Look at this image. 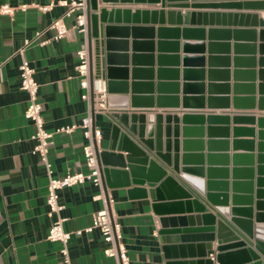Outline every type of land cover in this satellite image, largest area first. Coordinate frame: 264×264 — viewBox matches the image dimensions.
Segmentation results:
<instances>
[{
    "label": "crops",
    "instance_id": "1",
    "mask_svg": "<svg viewBox=\"0 0 264 264\" xmlns=\"http://www.w3.org/2000/svg\"><path fill=\"white\" fill-rule=\"evenodd\" d=\"M58 1L0 0V6L5 3L15 7L27 4L25 9L16 8L12 15L0 13V264H65L60 253L61 243L46 238L51 223L45 203L48 178L39 156L32 151L35 141L31 136L35 128L32 122L24 117L27 97L19 87L18 69L22 60H25L34 70L47 130L54 131L60 126L80 121L86 110V102L80 97L83 90L77 73L76 52L81 48L87 50L86 37L71 28L74 23L73 14L65 19L69 27L66 35L58 41L50 40L53 31L48 29V25L66 10V6L58 4ZM257 1L262 0H186L188 4L210 5L182 8L162 7L160 3L148 4L135 1L99 4L100 7L104 6L108 9L127 10L130 18L126 25L130 27L162 26L178 29L177 34L166 33L160 38L164 42H178V53H175L178 54L180 62L177 67V78L175 79L168 71L157 74L158 51L155 46L151 52L152 66H149L148 61L138 65L142 69L152 68L151 74L141 73L132 79V65L129 59L128 82L133 80L144 84L140 89V95H151L153 101L158 94L175 95L179 104L177 108L153 107L142 108L139 109L140 111H165L177 113L178 116L182 112L201 114L202 124L198 125L201 122L199 119L192 121L191 126H202V137H197L195 134L190 139L202 141L203 154L209 152L214 155H226L229 161L228 168L232 166L230 163L232 154L252 155L253 165L257 164L256 118L264 117V101L259 104L258 100L259 97L264 98V91L259 94L257 88L259 82L264 83V79L259 81L258 78V70H264V25H262L264 7L244 4ZM50 3L53 5L46 11H41L35 6V4ZM141 10H146L148 13L163 10V24L159 25L156 19H154L155 23H152L151 14H147L146 19H142V16L138 17L139 22H136L132 15L135 11ZM169 10L177 12L179 19L169 21L167 14ZM187 12L193 13L194 16H186ZM157 16L156 18H159ZM121 17L122 15L119 17V23L112 22V24H123ZM184 28L199 29L201 32L183 33ZM36 32L40 34L33 39ZM139 34L140 37L136 40H157L156 33L152 39L143 32ZM26 39L33 40L24 46ZM128 40L127 53L130 54L132 32L129 33ZM183 42L192 44L186 53H183ZM196 43L202 45L197 46ZM208 44L211 46L208 47ZM22 47V52H19ZM146 52L149 53L145 47L137 50V53ZM172 52L167 46L161 53L170 56ZM183 54L202 57L199 60L192 59L185 67L194 71L186 77L185 82L202 84V86H191L186 90V96H202V100L195 101L188 108H182L184 77L181 56ZM161 68L175 67L167 60ZM208 69L216 72L208 76ZM200 70H202L201 76L196 73ZM234 70L240 71L236 81L241 85L238 96L245 98L238 103L233 101ZM220 71L227 72L225 74ZM174 82L177 85L173 87ZM209 83L212 84L211 87L208 86ZM226 84L227 86H224ZM222 96H227V100L214 103L208 100V97ZM250 96L252 99H247ZM127 108L130 109L129 102ZM110 112L111 108L107 107V111L94 114V125L102 135L99 143L102 148L107 146L111 137L113 123L109 118ZM209 115L227 117L228 125H224L221 120L210 121V126L216 128L227 126L226 136L217 131L207 137ZM234 115L242 118L253 116L254 121L251 123L247 119H241L235 125L232 120ZM233 126L254 129L253 137L247 133L236 137L243 141L252 140L251 146L247 144L236 148L232 146ZM207 140L214 141L209 151L206 147ZM85 142L86 139L80 128L71 133L53 134L47 154L53 176H60L68 171H88L82 152ZM192 150L198 152L196 150L199 149L192 148ZM261 153H264V150ZM221 165L219 162L214 164L215 167ZM239 167H248V163L242 161ZM228 180L230 181L231 178L229 177ZM239 180L245 181L243 177ZM100 193L101 189L89 182L59 190V200L64 205L61 215L65 218L63 227L66 231L73 232L90 225L93 214L103 207V200L97 198ZM107 196L113 198L111 207L121 227L122 241L127 250L129 264H203L196 256L197 245L209 240L213 241L212 247L216 244L213 233L161 231L163 229L159 216L153 211L148 196L128 195L127 189L123 187L107 188ZM104 246L102 235L97 229L81 234L72 233L67 247L70 264H112V258L103 253ZM164 247H169L168 256ZM182 249L192 250V257L189 259L182 257L183 255L180 254ZM210 257L215 264L214 255Z\"/></svg>",
    "mask_w": 264,
    "mask_h": 264
},
{
    "label": "water",
    "instance_id": "2",
    "mask_svg": "<svg viewBox=\"0 0 264 264\" xmlns=\"http://www.w3.org/2000/svg\"><path fill=\"white\" fill-rule=\"evenodd\" d=\"M131 1L148 4L160 3L162 7L179 8L210 5L188 4L186 0H85L86 33L84 35L87 45L90 89L95 79L104 81L107 105L111 108L109 118L113 123L107 146L104 148L95 146L105 196H107V188L118 187L126 188L128 195L148 196L153 211L159 216L163 229L161 231L213 233L216 241L214 247H212V240L197 245L196 256L203 264H214L210 255H214L215 264H264V153H261L264 150V141H261L264 139V130H262L264 117L256 118L257 164L253 165L252 155L232 154L230 162L232 166L228 168L229 161L226 155H214L209 152L203 154L201 152L202 141L190 139L195 134L197 137H202V126H191L192 121L202 119L201 114L182 112L178 116L177 113L165 111H140L139 109L142 108L179 107L175 95L158 94L155 101L151 95H140V89L144 84L133 80L129 83L127 74L130 59L132 79L141 73L150 75L152 68L142 69L138 65L148 61L149 66H152L153 53L151 52L156 46L158 51L156 55L157 74L168 71L176 79L177 67L180 64L179 56L175 54L178 53V42H164L160 38L166 33L177 34L178 29L162 26L157 28L130 27L126 25L130 18L127 10L99 6L100 3ZM235 3L241 4L240 2ZM244 4L264 7V0ZM219 5L225 6V4ZM147 14H151L152 23H155L154 19H156L159 25L163 24V10L149 11V13L146 10L135 11L132 16L136 22H139L138 17L142 16V19H146ZM167 14L169 21L179 19L177 12L169 10ZM120 15H122L123 24H112V22L119 23ZM156 15L159 18H156ZM186 16L194 15L187 12ZM182 31L183 33L201 32L199 29L190 28H184ZM130 32H132L130 42L132 51L129 54L127 51ZM142 32L148 34L149 39H152L156 33L157 40H136ZM190 45H192L190 42L182 43L183 53L188 51ZM196 45L202 44L196 43ZM167 46L173 51L170 56L161 53L162 49ZM209 46L211 45L208 44ZM141 47H145L149 53H137ZM194 58L199 60L202 57L197 58L186 54L181 56L184 77L182 108H188L195 101L202 100V96H186V90L191 86H202L199 83L185 82L186 77L194 72L185 67ZM208 58L211 59L210 56ZM167 60L171 61L175 68H161ZM215 72L208 69V76ZM196 73L201 76L202 70ZM233 74V101L238 103L245 98L238 96L241 85L236 81L240 76V71L234 70ZM258 78L259 81L264 79V70H258ZM176 85V82L172 84L173 87ZM208 86L211 87L212 84L209 83ZM257 88L258 93L262 94L264 83L259 82ZM91 97H93L92 93ZM247 99L251 100L252 96ZM208 100L211 103L225 101L227 96L208 97ZM258 100L260 104L264 98L259 97ZM128 102L130 109L127 108ZM92 119L94 125V113ZM241 119H247L251 123L254 121L253 116L245 118L232 116L235 125ZM212 120H221L224 125H228L227 117L209 115L207 117L209 124L206 128L207 137L209 138L217 131L226 136L227 126H220V128L210 126ZM201 124L202 120L198 125ZM253 131V128L233 126L232 146L234 148L242 144L251 146L252 140L243 141L236 137L242 133L253 137ZM212 144L214 145V141H206L208 151ZM192 148L199 150L192 152L194 151ZM242 161L247 162L248 167H239ZM216 162L222 165L215 167ZM242 177L245 181L239 180ZM168 249L169 247H164L166 255ZM192 253L189 249L180 251L182 257L186 259L192 257Z\"/></svg>",
    "mask_w": 264,
    "mask_h": 264
},
{
    "label": "built area",
    "instance_id": "3",
    "mask_svg": "<svg viewBox=\"0 0 264 264\" xmlns=\"http://www.w3.org/2000/svg\"><path fill=\"white\" fill-rule=\"evenodd\" d=\"M58 4L66 6V10L48 25V29L53 31L50 40L58 41L66 35L69 27L65 19L71 17L73 14L74 23L71 25V28L78 33L85 34V0H59ZM52 5L53 3L47 5L35 4L41 11L50 9ZM26 7L27 4H21L15 7L5 3L0 6V13L12 15L16 8L25 9ZM39 34L40 32H36L33 39H36ZM33 39H26L24 46L28 45ZM22 50L23 47L19 49V52H22ZM76 55L78 57L77 73L80 76V87L83 90L80 97L86 102V110L78 123L60 126L55 128L54 131H49L45 128L42 116V101L38 94L39 84L34 77L33 68L25 60H22L18 67L19 87L26 93L27 97L24 117L31 121L35 128L31 136L35 141L32 151L39 156L48 178L45 203L47 214L51 218V223L46 238L50 241L61 243L60 253L63 261L65 264H70L67 247L71 234H81L82 232H90L93 229H97L101 233L103 242L105 243L103 253L105 256L112 258V264H129L127 250L122 241L121 227L111 207L113 198L111 196H105L103 192L100 169L95 152V146H99L102 135L100 130L93 125L92 114L107 111L108 105L105 84L102 79H95L94 85L90 89L86 49H79ZM91 93L93 97H91ZM77 128L82 130V134L86 139L82 147V152L88 171H68L60 176H53L51 165L47 158L49 147L52 144V136L54 133H71ZM85 182H89L101 189V193L97 195V198L103 200V207L93 214L91 223L87 227L73 232L66 231L63 227L65 218L61 215L64 205L59 200V190Z\"/></svg>",
    "mask_w": 264,
    "mask_h": 264
}]
</instances>
